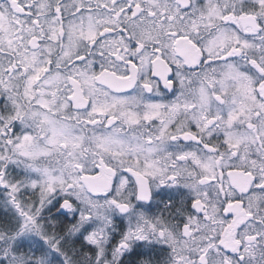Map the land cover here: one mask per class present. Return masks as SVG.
<instances>
[{"label":"snow or ice","instance_id":"snow-or-ice-1","mask_svg":"<svg viewBox=\"0 0 264 264\" xmlns=\"http://www.w3.org/2000/svg\"><path fill=\"white\" fill-rule=\"evenodd\" d=\"M0 264H264V0H0Z\"/></svg>","mask_w":264,"mask_h":264}]
</instances>
